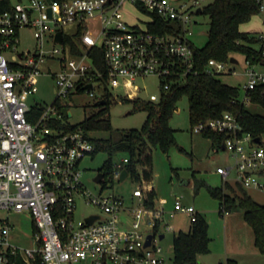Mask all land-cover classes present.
<instances>
[{
	"label": "built area",
	"instance_id": "2783aa9c",
	"mask_svg": "<svg viewBox=\"0 0 264 264\" xmlns=\"http://www.w3.org/2000/svg\"><path fill=\"white\" fill-rule=\"evenodd\" d=\"M260 1L264 9V0ZM128 3L149 14L145 27L125 16ZM203 6L202 0H0V208L29 211L35 226L34 247L19 246L10 239L11 222L0 221V264H17L19 258L33 264L37 253L43 264L89 260L167 264L159 243L165 237L160 225L166 214L183 212L192 223L198 210L180 197L173 209H167L163 200L150 203L151 186H144V180L137 182L130 202L124 195L105 193L107 175L100 169L101 189L93 192L82 166L95 150L91 134L81 126L65 129L56 123L72 112L67 110V99L74 93L85 90L94 96L98 86V101L113 95L110 86L124 85L127 96L136 98L138 87L132 81L138 76L158 75L162 86L170 89L196 72L190 25L198 22L195 14ZM157 20L165 23V30L150 27ZM71 24L74 32H66L65 26ZM27 29L34 30L37 46L18 50ZM47 37L53 43L50 53L43 48ZM52 59L57 70L51 65L41 67ZM245 61L247 80L237 100L250 105L253 92L264 83V71L250 59ZM231 62L211 57L206 71H235ZM44 73L55 79L56 96L49 104L30 103L25 95L38 90ZM88 83L92 87H86ZM207 129L224 133L222 144L233 157L231 164L218 167L224 180L264 191V133L253 136L245 131L237 114L229 110L193 125L195 131ZM128 161V155L114 161L113 169L106 171L109 177L121 180ZM78 198L96 204L100 211L77 220ZM226 212L224 208L222 213ZM93 215L90 222L88 217ZM165 227L170 230L172 225ZM149 234L153 237L146 244Z\"/></svg>",
	"mask_w": 264,
	"mask_h": 264
},
{
	"label": "rangeland",
	"instance_id": "374dc122",
	"mask_svg": "<svg viewBox=\"0 0 264 264\" xmlns=\"http://www.w3.org/2000/svg\"><path fill=\"white\" fill-rule=\"evenodd\" d=\"M211 0H202V5ZM125 16L130 22L138 20L141 27H145L149 14L140 10L134 4L126 5ZM195 20L190 25L192 33L190 39L195 47H201L208 39L210 27V15L205 12L195 14ZM241 28L250 30L257 36H263L264 42V10L254 13L249 19L241 23ZM66 32H74V25L65 26ZM37 40L33 29H27L21 36L18 43V50L35 49ZM44 49L50 53L53 43L50 37L45 39ZM262 42H257L256 47H260ZM238 62L230 64L235 71H224L220 73L221 78L229 83L242 86L246 80L245 75L246 61L242 54L238 55ZM51 65L54 70L58 69L57 61L49 60L41 65L47 68ZM257 67L264 71V63H258ZM55 79L47 73L39 76L37 86L38 90L33 94L25 95V98L33 103L40 101L49 104L53 101L56 94L54 91ZM133 86H137L136 98L139 100H151L158 103L169 89L161 84V78L158 75L138 76L132 81ZM126 87H109L113 92L109 96L110 119L113 125L112 131H93V136L112 135L118 138L125 128H141L147 117V110L134 105L133 97H128ZM96 95H91L87 91L74 93L67 99V110L71 109L72 114L68 115V121L71 124L81 122L87 115L94 110L99 109L97 96L100 95V88L96 87ZM135 90V89H134ZM119 93L120 95H116ZM256 112L264 113V107L259 105H249ZM68 114V113H67ZM170 125L174 128L176 143L167 151L161 147H153L152 170L153 176L149 182L144 181L143 185L154 186V199L157 202L162 200L167 209H173L176 197H180L184 204L194 206L203 213L209 223L210 250L199 255V259L204 264H229V257H236L239 264H264V253L260 252L255 244L254 232L252 227L243 217L241 209L233 210L228 215H223L217 198L211 192L210 187H219L224 183L222 174L218 171L220 165L231 164L233 157L225 148L211 146V140L203 135L202 131L193 130L190 121L189 100L183 96L178 107L170 117ZM123 155L124 150H117L113 156V162L118 161ZM109 158L105 151H99L96 154L87 155L82 166L84 170V179L89 189L98 193L101 184L94 180L99 168L104 165ZM141 167L139 166V170ZM107 186L105 193H116L124 195L128 202L131 201V195L136 180L129 174L124 180L117 177L110 178L106 176ZM234 183L233 181H230ZM247 191L258 201L264 203V191L255 187H246ZM100 207L94 203H89L84 198H78L77 207L74 215L77 220L83 218L85 214L99 212ZM7 219L12 224L10 239L19 246L34 247L35 226L29 211L6 210L0 208V221ZM172 225L170 230L166 229V224ZM190 218L187 214L177 211L173 216L167 213L160 229L165 232V237L159 240L167 256V264H175L173 261V239L174 235L180 230H188ZM147 228H152L147 225ZM223 261V262H222ZM83 264H93L90 260Z\"/></svg>",
	"mask_w": 264,
	"mask_h": 264
},
{
	"label": "trees",
	"instance_id": "16d2710c",
	"mask_svg": "<svg viewBox=\"0 0 264 264\" xmlns=\"http://www.w3.org/2000/svg\"><path fill=\"white\" fill-rule=\"evenodd\" d=\"M261 10L264 9L261 8L260 0H211L205 4L201 12L208 13L211 20L207 41L201 47L194 46L197 71L175 82L158 103L133 98L135 106L144 108L148 112L141 128H125L118 138L112 135L93 136L91 134L97 130L110 132L113 129L110 119L109 93L106 96V102L98 103L99 109L91 112L81 122L71 124L66 115L56 124L65 129L81 126L91 134L95 144L93 155L99 151L109 154V158L99 168L105 172V175H108L107 170L113 169L115 151L124 150L125 155L129 156L125 167L136 182L141 180L149 182L152 179L153 147L159 146L167 151L176 143L175 130L170 125V117L183 96H187L189 100L192 125L206 118L220 116L229 110L237 114L245 131L253 136L264 133V113L253 111L249 105L237 100L241 93V86L224 81L220 73L213 74L206 71L208 59L211 57L229 61L231 56L238 57L242 54L245 59H250L255 64L264 62V42L261 39L263 37L241 28L243 21ZM150 27L155 30L166 28L165 23L159 20L151 23ZM257 42H262L260 47L255 46ZM262 87L264 83L253 92L252 105L264 107ZM202 133L211 140L212 147H222L224 133L215 129H207ZM210 192L219 201L221 212L224 208L228 211L237 209L243 211L244 219L254 232L255 244L259 251L264 253V203L256 200L239 182L232 183L224 180L222 186H211ZM148 194L150 203H153L154 186L148 189ZM208 228L206 216L198 211L197 219L191 223L190 228L186 231L180 230L174 235L173 261L175 264H198L199 255L210 250ZM17 264L28 263L23 258H19ZM33 264H43L39 253L33 259Z\"/></svg>",
	"mask_w": 264,
	"mask_h": 264
},
{
	"label": "water",
	"instance_id": "95a60500",
	"mask_svg": "<svg viewBox=\"0 0 264 264\" xmlns=\"http://www.w3.org/2000/svg\"><path fill=\"white\" fill-rule=\"evenodd\" d=\"M198 10H199V11H202V7H199ZM57 39L60 40V41H62V33H61V32H58V34H57ZM230 60H231L232 62H238V61H239L238 57H236V56H231V57H230ZM86 87H89V88L92 87V83H88V84L86 85ZM105 102H106V99H105V98H101L100 100L97 101V103H105ZM71 114H72V112L69 111V115H71ZM256 140H259V137H256ZM222 147L224 148V144H222ZM128 173H129V171H128V169L125 167V168L122 170V172H121V176H120L121 180H124V179L127 177ZM102 177H103V172H102V171H98V173L95 175L94 179H95L96 181H100V180L102 179ZM95 217H96V215L90 216V217H88V220H89L90 222H92V221L94 220ZM163 235H164V234H161V237H162ZM152 237H153V234H149L146 244L150 243ZM198 264H204V263H203L201 260H198Z\"/></svg>",
	"mask_w": 264,
	"mask_h": 264
},
{
	"label": "crops",
	"instance_id": "0c3cea01",
	"mask_svg": "<svg viewBox=\"0 0 264 264\" xmlns=\"http://www.w3.org/2000/svg\"><path fill=\"white\" fill-rule=\"evenodd\" d=\"M262 36V35H261ZM263 37V36H262ZM264 63V62H263ZM223 148V147H222ZM218 203H219V201H218ZM220 206V205H219ZM199 211V210H198ZM231 213V211H228V212H226V213H222L223 215H228V214H230ZM244 217V216H243ZM190 225H191V223H189V227H188V229L190 228ZM229 261H233L234 263H238L239 264V262H238V260L236 259V257H229ZM223 262V261H222Z\"/></svg>",
	"mask_w": 264,
	"mask_h": 264
}]
</instances>
